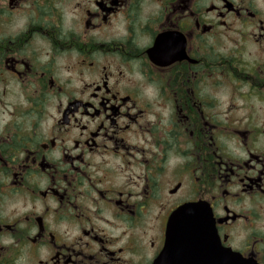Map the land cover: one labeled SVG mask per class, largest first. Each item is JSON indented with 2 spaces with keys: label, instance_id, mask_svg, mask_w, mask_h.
<instances>
[{
  "label": "flooded vegetation",
  "instance_id": "flooded-vegetation-1",
  "mask_svg": "<svg viewBox=\"0 0 264 264\" xmlns=\"http://www.w3.org/2000/svg\"><path fill=\"white\" fill-rule=\"evenodd\" d=\"M164 2L158 23L137 37L139 49L57 40L56 16L41 13V22L17 46H47L57 56L76 47L77 75L70 82L58 78L55 68L37 72L30 59L9 57L0 64V120L12 108V121L0 130V167L10 171L0 176V194L23 191L29 167L45 178L52 166L38 153L55 149L61 139L70 137L81 150L64 156L73 173L62 177L66 188L28 193L54 201L65 217L49 207L31 222L26 218L28 227H36L34 236L18 239L27 264H142L144 251L154 264L168 220L186 205L207 210L221 246L264 264V233L254 234L247 246L236 243L235 228L252 217L234 208L232 191L238 187L239 198L264 202V19L255 0ZM42 3L47 9L51 0ZM119 5L97 2L99 12L85 14L84 30L95 27L97 18L108 22ZM18 7L10 3L12 10ZM80 73L92 83L81 87ZM138 73L146 80L138 81ZM13 81L21 83L22 103L13 102ZM149 81L160 89L151 103ZM137 84L144 90L139 96ZM50 113L57 116L55 134L34 152L31 137L49 130ZM174 146L188 157L182 167L165 165L155 151ZM101 156L108 168L101 172L98 166L89 175V157ZM143 169H150L148 175ZM81 180L91 196L80 190ZM0 227V236L17 231L14 221L0 219ZM14 254L0 246V264H11Z\"/></svg>",
  "mask_w": 264,
  "mask_h": 264
},
{
  "label": "clouds",
  "instance_id": "clouds-1",
  "mask_svg": "<svg viewBox=\"0 0 264 264\" xmlns=\"http://www.w3.org/2000/svg\"><path fill=\"white\" fill-rule=\"evenodd\" d=\"M100 2L102 4L110 5L112 0H51L49 8H44L42 0H29L28 3H20V0H0V19L3 24L0 25V64H3L9 59L14 58L17 61L30 59L34 64L37 72H42L45 69L51 71L55 68L57 77H63L65 82H70L71 79L77 75L75 71V60L79 57L80 53L76 47H73L67 53H61L57 56L49 47H35L34 44L17 46L26 37L29 36L30 29L34 25L41 22V13L43 15L54 14L57 18V35L56 39L64 42H70L75 38L77 45H87L89 42L102 43L110 48L117 46L123 47L131 44L139 49L137 44V37H142L148 30V26L158 23L162 12L165 10L164 0H120V5L116 11V15L103 22L97 18L93 21L95 27L84 30L85 14L88 12H99L95 4ZM178 2V0H175ZM257 9L260 12V18L264 19V0H255ZM10 3H17L19 7L17 10L10 8ZM39 9L40 11H37ZM31 39L36 43L41 42L39 35L31 36ZM95 55V53H92ZM68 57L69 59H65ZM69 60L72 62L70 63ZM81 87L85 83H92L90 79H85L83 73L79 74ZM146 77L143 73H138V81H145ZM98 82V81H97ZM13 92L15 93V103H22L23 96L21 94V83L18 81L12 82ZM34 87V86H33ZM147 89L152 91V95L147 97L149 103L158 100L160 95L159 86L155 82L149 81ZM27 91V89H25ZM143 89L137 84V95L143 93ZM76 89L71 90V95H75ZM64 99L68 98V91L66 90ZM12 111L9 107L5 110L4 118L0 120V130L5 125L12 121V117L7 113ZM57 116L50 113L49 130L45 132L41 129L39 134H33L31 137V147L34 152H38L39 144L48 135L55 134V121ZM154 120V116L149 117ZM18 124L20 120L16 121ZM81 150L72 147L71 138L61 139L57 147L50 152H39V156L47 160L52 166L48 175L42 180L39 179L40 173L38 169L29 167L23 179V191L18 189H11L3 194H0V219L4 223L14 221V228L17 230L15 233H7L0 236V246L11 250H15V254L11 260V264H27L24 258L23 250L18 247V239L21 234L27 238L36 234V227H28V222H31L35 216L45 214V209H54V216H59L61 219L65 217V212L54 201L41 200L38 197L28 195L31 192H39L40 190L47 189L50 185L57 188H66L67 185L63 183L62 177L73 175L69 163L64 160V156L75 157ZM155 151L163 157L165 165L183 166L187 163L188 157L182 151H178L176 147L168 148L166 150L156 149ZM241 157L247 158L246 154L241 151ZM100 158L89 157L91 167H86L84 170L89 175H95L97 167L101 172L108 168V165H102ZM150 161L153 159L151 156L146 157ZM77 168L81 167L79 163L75 165ZM143 174L148 175L150 169H143ZM10 175L8 169L0 167V176L7 177ZM50 177V179H49ZM84 181H80V190L88 191L91 196L90 189H84ZM233 192L237 193V201L234 208L241 211L247 218L251 215L250 220L241 222L235 228V240L238 246H247L249 241L253 238L254 234L264 233V202H253L251 199L245 201L239 198V188L234 187ZM4 229L0 227V233ZM152 255L148 251L142 253V264H151Z\"/></svg>",
  "mask_w": 264,
  "mask_h": 264
},
{
  "label": "water",
  "instance_id": "water-1",
  "mask_svg": "<svg viewBox=\"0 0 264 264\" xmlns=\"http://www.w3.org/2000/svg\"><path fill=\"white\" fill-rule=\"evenodd\" d=\"M154 264H255L220 245L211 215L186 205L168 220L166 241Z\"/></svg>",
  "mask_w": 264,
  "mask_h": 264
}]
</instances>
